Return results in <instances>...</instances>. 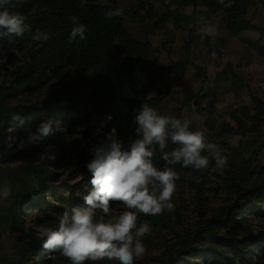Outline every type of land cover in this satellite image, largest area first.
<instances>
[{"label":"trees","instance_id":"16d2710c","mask_svg":"<svg viewBox=\"0 0 264 264\" xmlns=\"http://www.w3.org/2000/svg\"><path fill=\"white\" fill-rule=\"evenodd\" d=\"M136 7L130 11L123 9L121 16L107 19L105 13L110 9L121 8L119 0H87L81 6V0H12L9 10L19 12L26 17V23L31 26L32 32L25 33L23 37L0 38V53L19 51L24 54L23 61L16 65L9 80H2L1 69L5 66L0 62V163H7L14 156L4 153L1 149L5 145V128L15 127V132L21 134L34 121L47 117L61 116L66 113H78V120L100 119L105 126L97 135L98 145H102L112 127L117 128V135L128 149L136 138V124L134 122V109L142 103H148L158 110L164 99L169 95L170 89L178 84L187 63H172L169 69L160 67L154 59V51L149 42H140L134 39L126 27V19L145 23L154 21L149 33L162 29L169 15H157L150 0H135ZM260 2L264 7V0H191L194 6V16L197 7L207 9L206 16L220 15L228 34L232 38L238 37L243 31L254 30L246 20V14L254 2ZM75 16L87 26V39L73 43L68 42V36L73 27L70 17ZM39 29L49 34L48 41H35L32 35ZM263 32V31H262ZM123 57L121 63L111 61V56ZM173 72L175 79L172 83L160 89L163 75ZM68 81L57 89L54 100L44 107L38 103L12 104L7 99H18L22 95H37L53 80ZM56 100L67 104L64 108L56 106ZM206 95H196L186 99L183 108L191 113L206 118L205 136L208 142L216 143L223 148L226 145L225 137L232 135H245L256 132V128L247 127L244 123L236 121V127L227 124L215 127V103L208 100ZM257 108L252 116L256 124L264 123V103L253 98ZM206 103V105H204ZM14 113H19L23 123L11 120ZM180 113V112H179ZM111 114L112 120L106 121ZM179 118V115L178 117ZM154 157L157 167H164L165 161L161 159L158 151ZM176 145L169 141L171 150ZM204 155L209 153L205 152ZM212 162H215L211 157ZM81 161V159H80ZM229 166L222 178L224 189L234 193L236 199H244L245 203L232 205L224 217V211L214 216V220L204 228L195 232H187L180 236V248L174 257H170L169 264H178L185 255L191 261L195 256L205 257L215 252L214 245L221 244L227 251L221 253L217 264H229L237 260L243 264H252L253 246L244 247L238 237H228L220 230L230 219L240 214L247 204L253 214H264V165L260 162L259 151L251 157L245 158L237 149L229 150ZM175 171L183 173L195 189V200L200 210L201 202L208 200V193L222 189L217 174L210 169L195 171L184 168L180 164L170 165ZM19 171L22 175L34 182V191L30 195L31 204L38 203L44 198L47 188L55 179V172L51 168L35 165H21ZM214 176L216 181H213ZM86 207L83 198L70 197L68 208ZM51 208V207H50ZM16 218H6L5 223L12 229L30 231L20 217L22 209L17 206L12 209ZM152 224L160 225L156 216H148ZM43 239L33 238L29 244L31 252L40 254ZM200 246H207L202 249ZM232 254V256H230ZM37 264V263H33ZM135 264H138L135 261Z\"/></svg>","mask_w":264,"mask_h":264},{"label":"clouds","instance_id":"9594fccd","mask_svg":"<svg viewBox=\"0 0 264 264\" xmlns=\"http://www.w3.org/2000/svg\"><path fill=\"white\" fill-rule=\"evenodd\" d=\"M223 3V0H219ZM12 0H0V38L23 37L31 33L26 17L12 12ZM87 0H81V6ZM123 14L122 8L110 9L107 19ZM73 27L68 42L87 39V26L75 16L70 17ZM206 35L217 32L215 26L206 25L200 29ZM35 41H48L50 36L39 29L32 35ZM136 138L128 149L112 127L102 145L94 148V156L87 164L91 173V189L84 195L86 207L65 208L59 215L56 227L41 226L38 230L43 239L42 247L48 253H59L69 264H87L99 261H118L119 264H135L147 251L144 238L151 234L150 224L139 222L136 211L145 216L161 215L175 210L172 203L176 182L180 175L170 165L180 164L184 168L199 171L209 167V155L215 161L213 171L223 170L227 157L216 143L208 142L204 131L190 130L191 121L160 114L148 103L134 109ZM13 122L23 123L19 113L11 116ZM109 114L106 121H111ZM59 121L51 119L40 122L35 131H29L23 139L9 136L5 140L7 149L21 151L26 145L35 144L62 131ZM169 141L176 147L166 151ZM158 151L165 161L164 167H157L154 157ZM45 145L39 155L41 162H54L57 150ZM11 189L7 183L0 187V198L7 199ZM122 203L126 210L112 214V204ZM97 213H101L98 215ZM54 259V256H49Z\"/></svg>","mask_w":264,"mask_h":264},{"label":"rangeland","instance_id":"374dc122","mask_svg":"<svg viewBox=\"0 0 264 264\" xmlns=\"http://www.w3.org/2000/svg\"><path fill=\"white\" fill-rule=\"evenodd\" d=\"M22 0H19L21 2ZM24 54L19 51L0 53V62H4L5 66L1 69L2 80H9L11 73L16 65L23 61ZM123 57L111 56V61L121 63ZM68 80H53L44 90L37 95H22L18 99H7L12 104L18 103H38L44 107L48 102L54 100V94ZM56 106L64 108L67 104L64 100H56ZM176 114V113H175ZM43 118L40 121H34L30 127L21 134L15 132V127L5 128V140L9 136L23 139L29 131H35L37 125L47 119L59 121L62 131L39 141L35 144L26 145L21 151L14 148L9 150L4 147L1 149L4 153H10L14 156L7 163H0V187L5 183L11 189V195L7 199L0 198V264H69V261L59 253H48L43 247L41 253L36 254L30 251L29 244L33 242V238L41 236L38 231L41 226L56 227L59 215L68 208L70 197L82 199L91 189V173L87 169L88 162L93 159L94 148L99 146L97 143V135L101 127L106 124L103 120H78V113H66L64 117L55 116L48 118L47 112H42ZM181 119H188L195 126L200 128L201 119L191 115L188 112L180 114ZM206 132V130H202ZM226 145L221 148L223 155L229 161L228 140ZM45 145H53L50 151L57 150V158L54 162H41L39 155L43 151ZM209 155V167H215ZM81 159V161H80ZM37 165L44 168H51L55 172V179L47 188L44 198L36 204H31L30 195L34 191V182L19 171L21 165ZM264 165V164H263ZM229 166H225L223 170L214 171L222 189L210 191L208 200L202 201L200 210L197 208L195 200V189L187 180L183 173H179L180 179L176 182V191L172 199L175 205L174 212L165 211L161 215H155L160 225H154L143 213L138 209L136 211L139 222L147 221L151 226V234L144 238L146 245V253L138 259V264H169L170 257H174L180 248V236H184L187 232H195L197 229L204 228L209 225L219 211H224V217L228 214L232 205L237 203H245V200L236 199L234 193H229L224 189L222 178L225 176L224 171ZM212 176L213 181H216ZM21 206L22 212L20 217L23 223L30 231H20L12 229L5 223L6 218H16L12 209ZM51 207V208H50ZM126 210L122 203L112 204V214ZM100 215L101 213H97ZM220 230L228 237H238L241 245L244 247L255 243L253 246L252 264H264V214H253L252 209L245 208L240 214L233 219L221 225ZM206 249L207 246H200ZM215 252L208 253L205 257L195 256L191 261L187 256L183 255L178 264H217V259L221 253L227 251L221 244L214 245L212 248ZM223 251V252H222ZM54 256V259H49ZM232 256V254H230ZM93 264V262H87ZM97 264H119L118 261L103 260ZM229 264H243L234 260Z\"/></svg>","mask_w":264,"mask_h":264},{"label":"crops","instance_id":"0c3cea01","mask_svg":"<svg viewBox=\"0 0 264 264\" xmlns=\"http://www.w3.org/2000/svg\"><path fill=\"white\" fill-rule=\"evenodd\" d=\"M150 3L157 15H169L163 28L149 33L154 21L139 24L127 18V29L137 41L150 43L160 67L169 69L172 63H187L178 84L170 89L158 112L173 117L179 115V118L180 114L188 112L202 123L200 128L191 123L190 130H204L206 118L183 107L189 97L206 95L215 103L216 128L223 124L236 127L239 121L257 129L254 133L225 137V140L230 149H237L245 158L259 151L260 162L264 164V123L258 125L252 121L257 108L253 98L264 103L262 4L254 2L246 14L254 30L243 31L232 38L220 15L207 17V9L198 6L194 16L191 0H150ZM119 5L130 11L137 4L135 0H119ZM206 25L215 26L216 34L202 33L200 29ZM174 79L173 72L164 73L160 89Z\"/></svg>","mask_w":264,"mask_h":264}]
</instances>
